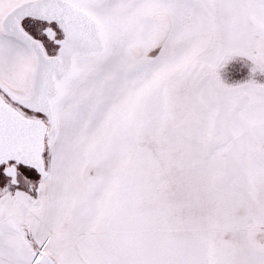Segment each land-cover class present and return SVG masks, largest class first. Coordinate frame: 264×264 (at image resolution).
<instances>
[{"label": "snow or ice", "instance_id": "6c2138e0", "mask_svg": "<svg viewBox=\"0 0 264 264\" xmlns=\"http://www.w3.org/2000/svg\"><path fill=\"white\" fill-rule=\"evenodd\" d=\"M0 264H264V0H0Z\"/></svg>", "mask_w": 264, "mask_h": 264}]
</instances>
